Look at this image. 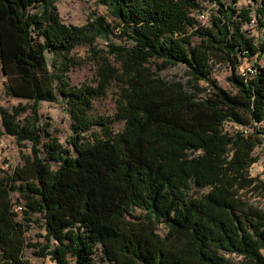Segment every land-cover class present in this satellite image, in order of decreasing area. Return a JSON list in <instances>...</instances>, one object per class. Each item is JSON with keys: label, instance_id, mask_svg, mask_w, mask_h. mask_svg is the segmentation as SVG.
Listing matches in <instances>:
<instances>
[{"label": "trees", "instance_id": "16d2710c", "mask_svg": "<svg viewBox=\"0 0 264 264\" xmlns=\"http://www.w3.org/2000/svg\"><path fill=\"white\" fill-rule=\"evenodd\" d=\"M57 1L0 0L6 90L31 102L0 107V137L29 142L32 152L0 181V264H30L27 247L55 264H96L98 250L107 264H237L227 257L233 254L239 264H264V209L240 194L264 193V180L249 177L255 149L264 150V40L243 28H264V0L243 9L239 0H202L216 6L209 26L193 16L200 0H101L115 27L95 14L84 25L66 24ZM114 30L129 46L112 43ZM99 38L128 76L117 134L111 120L91 115L106 83L74 86L68 78L73 51L94 49ZM151 61L158 71L182 65L186 82L166 81L144 66ZM214 65L231 70L233 92L209 79ZM42 102L66 106L71 149L42 119ZM226 122L249 133H225ZM11 192L26 203L21 220ZM35 214L44 219V245L25 240Z\"/></svg>", "mask_w": 264, "mask_h": 264}, {"label": "rangeland", "instance_id": "374dc122", "mask_svg": "<svg viewBox=\"0 0 264 264\" xmlns=\"http://www.w3.org/2000/svg\"><path fill=\"white\" fill-rule=\"evenodd\" d=\"M224 3L229 4L232 0H223ZM201 10L193 12V16L197 20L199 26H209L211 14L215 11L216 6L209 2L200 0ZM250 4L249 0H239L236 4L238 9H243ZM57 9L62 20L66 24L71 25H84L88 22L90 16L95 14L96 17H103L112 27L116 25V19L112 16L110 9L102 3L101 0H58ZM247 35L253 37L256 42L264 40V28H257L255 23L243 25ZM114 36L112 43L129 46L126 39L122 38L119 30H114ZM195 43H198L199 39L195 37L193 39ZM109 42L105 39H97L94 49L88 46H79L73 51L74 64L68 72V78L74 86H87L92 88H98L103 82L106 83L107 89L105 96L96 97L93 100V108L91 115L94 118L103 117L111 120V130L114 134L123 131L125 122L117 119V114L120 111L123 93L125 90V80L127 79V71L124 68L123 62L114 57L110 51ZM257 60L256 57L246 58L242 61L239 67L240 72H245L247 68ZM157 62L151 61L144 65L151 72H157L158 76H161L168 82H186L185 69L182 65H176L163 71H158ZM260 63L264 64V58L260 60ZM110 72L111 76L109 80H105L107 73ZM231 70L224 65H214L212 74L209 79L218 83L222 88L233 92L231 84L227 78L230 75ZM207 82L202 81L200 85L207 87ZM18 104L28 105L30 101L21 100L12 97L6 90V78L4 77L0 67V107L5 110L11 111L14 106ZM39 113L42 119L50 123V130L55 137L63 144L64 147L71 149L70 136L71 132V119L66 111V106L63 104H53L42 102L40 105ZM264 128V123L261 124ZM97 131V128L93 129ZM0 131H3L2 121L0 117ZM223 131L228 134H235L236 132L245 133L247 135L249 131H246L243 127L238 126L232 122H226L223 126ZM31 144L28 142L25 145L18 144L14 137L4 135L0 137V181L5 185V180L8 179L14 172V170L24 164V158L31 156ZM254 155L258 157V161L252 164L249 168V177H255L259 180H264V150L260 145L255 151ZM16 186H18L16 184ZM199 194L207 193L209 190H195ZM240 194L255 207L264 209V193L243 190ZM11 198L13 201V209L17 214V220H21L25 215L24 211L28 210L25 201L22 199L19 193L11 192ZM140 215L141 210L137 209L134 213ZM32 222L27 223L29 227L25 234V240L30 244H42L46 243L44 236L46 231L44 229V219L41 214L32 215ZM161 235L166 233V230L161 225L159 227ZM39 248L27 247L24 249V258L30 262V264H55L48 257L42 258L36 255ZM227 257L234 263H241L242 257L233 255H227ZM96 264H107L102 261L101 251L98 250L96 254Z\"/></svg>", "mask_w": 264, "mask_h": 264}, {"label": "built area", "instance_id": "2783aa9c", "mask_svg": "<svg viewBox=\"0 0 264 264\" xmlns=\"http://www.w3.org/2000/svg\"><path fill=\"white\" fill-rule=\"evenodd\" d=\"M248 70H250V69H248ZM247 131V130H246Z\"/></svg>", "mask_w": 264, "mask_h": 264}]
</instances>
